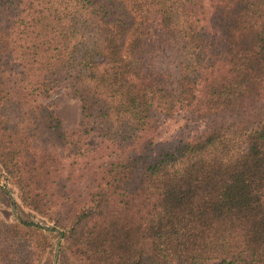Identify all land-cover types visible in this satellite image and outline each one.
<instances>
[{"label":"trees","instance_id":"1","mask_svg":"<svg viewBox=\"0 0 264 264\" xmlns=\"http://www.w3.org/2000/svg\"><path fill=\"white\" fill-rule=\"evenodd\" d=\"M178 113L203 130L155 151ZM2 178L52 227L0 220V264H264V0H0Z\"/></svg>","mask_w":264,"mask_h":264},{"label":"rangeland","instance_id":"2","mask_svg":"<svg viewBox=\"0 0 264 264\" xmlns=\"http://www.w3.org/2000/svg\"><path fill=\"white\" fill-rule=\"evenodd\" d=\"M42 102L46 103L55 116L61 120L66 132L84 144L87 153L85 159L81 161V166L78 167L79 170L82 171V167L85 165L92 169L95 164L109 159L108 156L113 146L102 142L95 133L86 134L83 132L84 127L81 126L82 103L77 98H73L67 95L64 90L58 89L52 92L47 99H42ZM201 130H203L202 124H193L188 121L184 114L178 113L173 117H158L153 123L152 131L148 134L147 139L154 142L153 148L158 151L175 145L179 140H191ZM0 220L6 224L31 221L43 227H52V224L22 206L17 190L12 185L7 184L4 178L0 181ZM57 239H53L52 248L41 264L53 263Z\"/></svg>","mask_w":264,"mask_h":264},{"label":"water","instance_id":"3","mask_svg":"<svg viewBox=\"0 0 264 264\" xmlns=\"http://www.w3.org/2000/svg\"><path fill=\"white\" fill-rule=\"evenodd\" d=\"M60 241L61 238L57 239V246H56V251H55V256L52 264H57V259H58V253H59V248H60Z\"/></svg>","mask_w":264,"mask_h":264}]
</instances>
